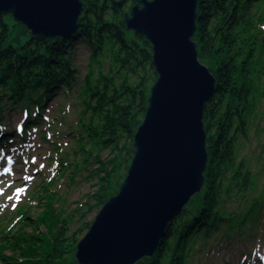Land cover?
<instances>
[{
    "label": "trees",
    "instance_id": "obj_1",
    "mask_svg": "<svg viewBox=\"0 0 264 264\" xmlns=\"http://www.w3.org/2000/svg\"><path fill=\"white\" fill-rule=\"evenodd\" d=\"M120 1L83 0L79 27L64 38L33 36L12 15L0 14V129L12 109L26 113V131L43 123L48 104L61 91L72 92L76 87L80 109L74 139L81 143L85 159L75 172L93 160L92 177L99 184L94 199L99 207L117 194L126 177L122 171L128 170L134 157V135L157 79L152 45L146 37L127 31L126 11L116 5ZM136 3L127 0L129 10ZM197 14L194 40L199 59L216 78L214 96L205 107L209 154L205 185L169 224L154 256L137 264H191L194 252L215 234L233 240L238 233H250L264 211V202L236 214L222 208L223 184L229 173L234 179L241 176L245 185H254L251 172L244 171L245 161H239V144L248 138L251 120L264 98V60L260 59L264 55V0H198ZM83 45L90 50L89 70L78 84L73 50ZM7 139L8 134L0 135V142ZM105 151L111 156L103 160ZM67 160H62L63 172ZM93 209L89 207L85 217ZM69 217L59 225L53 241H42L40 247L31 244L38 240L36 236L18 235L12 243L19 250L17 259L3 256L1 250V264H63L68 254L76 252L84 231L78 229L68 236ZM41 218L35 225L39 226Z\"/></svg>",
    "mask_w": 264,
    "mask_h": 264
},
{
    "label": "water",
    "instance_id": "obj_2",
    "mask_svg": "<svg viewBox=\"0 0 264 264\" xmlns=\"http://www.w3.org/2000/svg\"><path fill=\"white\" fill-rule=\"evenodd\" d=\"M125 0L116 2L123 8ZM198 0H137L124 13L128 32L147 38L157 79L133 139L134 157L117 195L77 244L78 264H137L152 258L169 224L205 185V105L216 78L199 59ZM83 0H0L33 36L67 37L79 27Z\"/></svg>",
    "mask_w": 264,
    "mask_h": 264
},
{
    "label": "rangeland",
    "instance_id": "obj_3",
    "mask_svg": "<svg viewBox=\"0 0 264 264\" xmlns=\"http://www.w3.org/2000/svg\"><path fill=\"white\" fill-rule=\"evenodd\" d=\"M125 1L122 9L129 12ZM89 54L86 45L76 46L73 50L78 84L89 70ZM260 59L264 60V55ZM76 92V87L72 92L61 91L48 104L43 123L33 125L26 132L23 131V110L12 109L5 115L1 132L11 135L0 145V252L2 250L3 256L17 259L19 250H14L12 243L18 235L36 236L38 240L31 244L38 247L42 241L52 242L55 231L69 216L67 234L71 236L76 230L84 229L81 240L89 231L83 226L92 224L101 210L94 199L99 184L98 178L92 177L96 168L93 160L79 173L75 172L83 164L85 155L81 143L74 139L78 135L80 109ZM251 123L248 138L240 140L239 161H245L244 171L251 172L250 182L254 185H245L241 176L234 179L231 173L223 184L222 208L235 214L245 212L253 203L264 202V98ZM110 156L109 151L101 154L103 160ZM66 158L67 171L63 172L61 164ZM127 171L124 168L122 174ZM93 206L85 217L88 208ZM41 216L39 226L35 225ZM260 220L257 229L246 234L238 233L233 240L215 234L194 252L191 264H264V211ZM75 260V253H71L63 264H74Z\"/></svg>",
    "mask_w": 264,
    "mask_h": 264
},
{
    "label": "bare ground",
    "instance_id": "obj_4",
    "mask_svg": "<svg viewBox=\"0 0 264 264\" xmlns=\"http://www.w3.org/2000/svg\"><path fill=\"white\" fill-rule=\"evenodd\" d=\"M210 101H211V100H210ZM207 103H208V102H207ZM207 103H206V104H207ZM205 107H206V105H205ZM118 191H119V190H118ZM117 193H118V192H117ZM116 195H117V194H116Z\"/></svg>",
    "mask_w": 264,
    "mask_h": 264
}]
</instances>
